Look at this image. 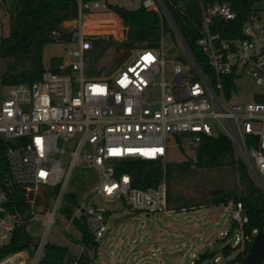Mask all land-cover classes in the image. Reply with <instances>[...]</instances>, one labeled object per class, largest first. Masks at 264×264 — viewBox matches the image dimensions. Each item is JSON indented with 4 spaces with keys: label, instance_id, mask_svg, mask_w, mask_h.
Here are the masks:
<instances>
[{
    "label": "built area",
    "instance_id": "built-area-1",
    "mask_svg": "<svg viewBox=\"0 0 264 264\" xmlns=\"http://www.w3.org/2000/svg\"><path fill=\"white\" fill-rule=\"evenodd\" d=\"M141 5L167 15L163 0H141ZM107 6L100 0H78L77 16L63 23L72 45L61 55L60 71L46 67L31 82L0 79V141L8 165L5 170L0 164V248L16 228L45 220L43 235L29 249L0 255V264H37L54 223L64 231L75 226L80 237L79 225L94 240L105 237L111 208L98 199L118 201L133 211L168 212L165 177L156 185L133 186L128 173L116 174L115 164L125 158L163 160L171 134L188 135L195 144L202 134L227 135L264 184V10H255L236 28L220 22L235 18L228 3L203 4L195 43L204 67L177 32L178 44L169 50L161 30L157 43L132 46L114 72L93 74L86 61L89 36L124 37L122 21ZM4 17L8 5L0 0V45ZM242 76L257 88L249 99L233 101L230 95ZM76 167L96 174L81 195L67 189ZM53 186L57 192L46 194ZM68 192L76 194L70 214L62 210ZM60 215L65 224L58 222ZM231 218L239 225L237 243L247 219L239 202ZM79 244L77 256L86 248L94 261L93 249Z\"/></svg>",
    "mask_w": 264,
    "mask_h": 264
},
{
    "label": "trees",
    "instance_id": "trees-1",
    "mask_svg": "<svg viewBox=\"0 0 264 264\" xmlns=\"http://www.w3.org/2000/svg\"><path fill=\"white\" fill-rule=\"evenodd\" d=\"M163 1L190 51L204 67L203 57L195 39L199 35L202 5L214 0ZM218 1L228 3L235 12L233 20L221 19V24H234L236 28L255 10H264V7L256 5L259 0ZM3 2L8 5L9 31L2 37L0 45V58L5 63L0 78L4 83L31 82L39 78L46 68L42 60L44 45L48 42L71 41V32L65 28L63 23L77 16L78 0H3ZM107 5L116 12L124 26V38L119 43H114L115 49L123 46L122 58L127 57L129 49L135 44L157 43L161 30L164 34L167 32L170 34L167 38V44H169L168 41H171L169 50L172 51L177 46V36L172 26L168 24L164 13L159 14L157 11L147 10L141 4L134 8L116 4ZM112 41L109 36H97L92 38V47L104 49L111 45ZM61 61V55H53L48 61L47 68L52 71H60L59 64ZM90 72L93 70L90 69ZM176 138L179 139V135H176ZM5 148L6 145L0 141V164L7 170ZM194 148L195 158L180 162L178 165L188 168L191 162L198 167L208 169L226 167L230 171L235 170L238 174L240 186L214 187L209 190V198L204 204L214 205L231 201L234 206L237 202L240 203L241 213L247 217L241 224L243 248L223 264H229L233 261L239 262L257 237L264 236V191L251 174L245 159L235 152V145L227 135L202 134ZM115 172L116 174L128 173L131 184L142 188L156 185L165 177L167 205H170L171 208L195 206L194 204L187 205L179 202L182 196L172 197L171 181L167 176L168 166L161 159L138 157L121 159L115 164ZM57 190L58 186H53L46 194H55ZM13 192L18 195L21 194L19 188L13 189ZM65 201L62 210L70 214V206L75 203L76 194L68 192L65 195ZM201 204L198 203V205ZM233 222L237 225L235 221ZM79 227L81 237L76 239L72 237V239L93 249L94 256H96L98 241L93 239L85 225H79ZM228 234L229 231L226 235ZM34 240L24 227H18L14 230L10 241L0 248V255L19 248L29 249ZM239 242L240 240L235 245H223V254L228 255L230 251L239 248ZM210 255V252L202 253L193 264H199L202 259ZM74 260L78 264H91L93 261L86 248L78 256H73L68 246L48 241L44 245L43 255L37 264H73Z\"/></svg>",
    "mask_w": 264,
    "mask_h": 264
},
{
    "label": "rangeland",
    "instance_id": "rangeland-1",
    "mask_svg": "<svg viewBox=\"0 0 264 264\" xmlns=\"http://www.w3.org/2000/svg\"><path fill=\"white\" fill-rule=\"evenodd\" d=\"M100 1L111 5H123L128 8L137 7L141 3V0ZM256 5L264 7V0H259ZM108 9L111 8L108 7ZM165 18L174 29L169 17L165 15ZM96 22L102 25L105 21L97 20ZM8 31V18L4 17L3 36ZM168 35H170L169 32L165 34L166 39ZM97 36H102L101 32H96L89 37L92 41V38ZM123 38L112 36L111 45L104 49L92 47L89 50V57L86 58V61L87 67L89 66L93 70V74L112 73L125 62V58H122L123 46H119L118 49L114 47V43H119ZM168 43L171 44V41ZM71 45L70 41L46 43L42 50L44 67H48L51 56L64 55ZM4 65L5 63L0 58V76ZM256 88L250 77L242 76L237 81L230 99L245 101L250 98L251 92ZM214 130L218 131L219 128L215 126ZM176 135H179V139L176 138ZM166 143V154L162 162L168 166L167 176L171 181L172 197L182 196L179 202L187 205L194 204L195 206L171 208L170 205H167L170 210L168 212L147 213L145 211H133L118 201L107 202L98 199L100 204L111 208L106 218L109 230L105 237L98 240L96 256L91 264H193L204 252H210L211 255L202 259L199 264H223L243 248L241 238L239 248L230 251L228 255H224L222 252L223 245L236 244V234L239 233L238 224L232 229L230 228L231 212L234 209L231 201L228 204H204L209 198L208 192L212 188L240 186L236 171H230L226 167L208 169L198 167L191 162L190 167L184 168L178 163L195 158V143L190 140L188 135L179 133L169 135ZM235 152L240 154L236 147ZM250 172L255 178L251 169ZM95 180L94 170L76 167L71 174L67 189L81 195L82 187L86 188ZM198 203L202 204L198 205ZM116 218L117 221L114 222ZM60 221L65 222L64 216H59L58 222ZM44 225V219L35 220L27 224L26 231L34 239H38L43 235ZM229 229L230 232L226 235L225 232ZM79 234L80 232L75 226L64 231L60 230L59 223H54L50 226L46 239L68 246L70 253L77 256L81 249L80 244L74 241L72 237L79 238ZM237 263L238 261H233L229 264Z\"/></svg>",
    "mask_w": 264,
    "mask_h": 264
},
{
    "label": "water",
    "instance_id": "water-1",
    "mask_svg": "<svg viewBox=\"0 0 264 264\" xmlns=\"http://www.w3.org/2000/svg\"><path fill=\"white\" fill-rule=\"evenodd\" d=\"M166 12H167V15H168L174 29L176 30V32L180 36L182 43L184 44V46L186 48H188L186 41L182 37L180 31L178 30L177 25L175 24L174 20L172 19L167 8H166ZM244 156H245V161L249 165L250 169L253 171L259 186L264 191V184L261 181L259 175L257 174L255 168L253 167L252 162L250 161V159L246 155H244ZM116 221H117V218L114 220V222H116ZM263 261H264V236H258L257 239L253 242L252 246L248 249V251L244 254L242 259L238 262V264H262Z\"/></svg>",
    "mask_w": 264,
    "mask_h": 264
},
{
    "label": "crops",
    "instance_id": "crops-1",
    "mask_svg": "<svg viewBox=\"0 0 264 264\" xmlns=\"http://www.w3.org/2000/svg\"><path fill=\"white\" fill-rule=\"evenodd\" d=\"M141 4V3H140ZM139 4V5H140ZM117 19L121 22V19H120V17L117 15ZM228 204V203H227ZM170 211V210H169ZM235 226V223L232 221V219H231V221H230V228L232 229L233 227ZM229 232H230V229L228 230Z\"/></svg>",
    "mask_w": 264,
    "mask_h": 264
},
{
    "label": "flooded vegetation",
    "instance_id": "flooded-vegetation-1",
    "mask_svg": "<svg viewBox=\"0 0 264 264\" xmlns=\"http://www.w3.org/2000/svg\"><path fill=\"white\" fill-rule=\"evenodd\" d=\"M238 264V263H237ZM262 264H264V261L262 262Z\"/></svg>",
    "mask_w": 264,
    "mask_h": 264
},
{
    "label": "snow or ice",
    "instance_id": "snow-or-ice-1",
    "mask_svg": "<svg viewBox=\"0 0 264 264\" xmlns=\"http://www.w3.org/2000/svg\"><path fill=\"white\" fill-rule=\"evenodd\" d=\"M150 59V58H149ZM43 175V174H42Z\"/></svg>",
    "mask_w": 264,
    "mask_h": 264
}]
</instances>
